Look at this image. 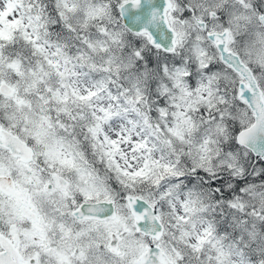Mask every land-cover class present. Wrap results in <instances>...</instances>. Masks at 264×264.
<instances>
[{
	"label": "snow or ice",
	"instance_id": "obj_1",
	"mask_svg": "<svg viewBox=\"0 0 264 264\" xmlns=\"http://www.w3.org/2000/svg\"><path fill=\"white\" fill-rule=\"evenodd\" d=\"M0 264H264V0H0Z\"/></svg>",
	"mask_w": 264,
	"mask_h": 264
}]
</instances>
